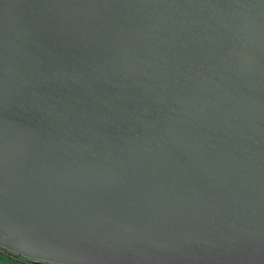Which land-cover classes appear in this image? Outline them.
<instances>
[{
  "label": "water",
  "instance_id": "1",
  "mask_svg": "<svg viewBox=\"0 0 264 264\" xmlns=\"http://www.w3.org/2000/svg\"><path fill=\"white\" fill-rule=\"evenodd\" d=\"M0 250L264 264V0H0Z\"/></svg>",
  "mask_w": 264,
  "mask_h": 264
},
{
  "label": "flooded vegetation",
  "instance_id": "2",
  "mask_svg": "<svg viewBox=\"0 0 264 264\" xmlns=\"http://www.w3.org/2000/svg\"><path fill=\"white\" fill-rule=\"evenodd\" d=\"M0 255L9 259V260H13V261H16V262H19L20 263V260L22 264H47V263H40V262H33V261H30V260H27V259H24V258H21V257H18V256H15L9 252H5L3 250H0Z\"/></svg>",
  "mask_w": 264,
  "mask_h": 264
},
{
  "label": "rangeland",
  "instance_id": "3",
  "mask_svg": "<svg viewBox=\"0 0 264 264\" xmlns=\"http://www.w3.org/2000/svg\"><path fill=\"white\" fill-rule=\"evenodd\" d=\"M21 261L22 260H20V263H19V262L13 261V260H9V259L0 255V264H22Z\"/></svg>",
  "mask_w": 264,
  "mask_h": 264
}]
</instances>
